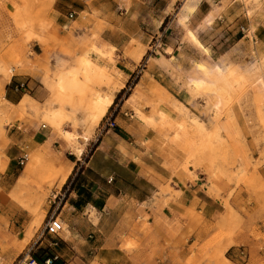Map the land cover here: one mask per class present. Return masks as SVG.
<instances>
[{
	"label": "crops",
	"instance_id": "crops-1",
	"mask_svg": "<svg viewBox=\"0 0 264 264\" xmlns=\"http://www.w3.org/2000/svg\"><path fill=\"white\" fill-rule=\"evenodd\" d=\"M19 1L0 0V32L13 31L11 14ZM49 1L46 15L59 38L85 35L95 23L103 26L99 31L101 48L96 47L104 52L109 47L115 49L114 69L121 74L123 83L119 89L105 90L114 93L113 102L89 133L79 158L62 136L51 133L49 127L44 124L42 127L36 119L16 122V142L23 150L21 155L30 149L38 150L45 162L68 170L66 180L57 191L54 207L65 226L52 247L58 256L56 263L75 264L72 258L80 257L82 264H184L195 256L198 261L193 264H264V199L261 197V194L264 197V183L257 191L260 196L249 187L240 186L227 197L232 186L216 177L206 163L196 167L183 165L186 154L180 147L182 141L176 137L185 138L184 131L177 125L185 122V110L191 111L187 99L178 95L180 91L175 89L169 73L157 74L145 69L124 94L137 66L133 60L123 57L126 42L123 44L120 36L133 30L144 43L143 32L155 31L163 25L178 4L171 24L183 31L186 25L190 38V34L194 35L192 31L196 32L194 36L199 44L191 39L205 51H214L201 38V34L212 27L224 24L234 38L227 51L214 57L182 41L179 49L183 51L189 45L196 53H177V47H169L172 63L183 73L191 69L192 63L213 61L218 66L216 71L231 64L248 74L252 58L264 54V2L263 9L248 11L243 3L233 5L224 0ZM147 18L149 27L144 25ZM29 48L35 54L29 56L30 59L45 64L41 56L45 52L44 45L33 40ZM145 52L146 49L140 52L137 59ZM189 78L196 77H188L187 82ZM33 80L39 82L36 97L40 103L44 95L41 74H25V69L4 84V100L17 106L26 95L25 85L31 86ZM260 81L263 88L255 89L257 100L261 97L264 106L263 76ZM150 88H154L155 93L150 92ZM248 91L245 95L252 97L253 91ZM29 96L33 98V93ZM217 98L220 104L217 111L211 109L214 112L223 106L222 96L216 95ZM232 110L240 111L236 104ZM76 116L78 127L83 130L86 125L81 111L76 110ZM109 116L116 127L102 130L101 124ZM194 117L203 127L205 112ZM239 121L241 127H250L242 124L240 118ZM65 127L71 129L69 123ZM254 127L253 135L262 129L257 121ZM246 133L249 155L253 162L259 161L255 169L264 182V140L255 142L248 130ZM214 137V141L220 140L217 130ZM29 161L34 163L27 153L25 167ZM33 165L34 168L35 163ZM248 170L251 171L252 166ZM7 172L14 176V167L7 165ZM215 235L224 249L213 253L206 263L204 257L210 254L209 244L215 241Z\"/></svg>",
	"mask_w": 264,
	"mask_h": 264
},
{
	"label": "rangeland",
	"instance_id": "rangeland-1",
	"mask_svg": "<svg viewBox=\"0 0 264 264\" xmlns=\"http://www.w3.org/2000/svg\"><path fill=\"white\" fill-rule=\"evenodd\" d=\"M19 2L11 14L13 31L0 32V264H25L27 252L30 255L33 252L39 257L53 253L54 246L49 244L58 241V237L46 235L43 227L47 216L56 205L53 202L54 197L66 180L64 177L68 176L67 169H57L53 164L45 162L38 150L30 149L27 152L36 168L32 167V161H29L26 167L25 163H18L23 150L17 147L16 122L36 119L40 125L49 127L51 133L62 136L73 152L76 139L88 136L112 104L114 93L105 90L112 91L123 86L121 74L114 69L115 49L109 47L104 52L97 48L102 41L99 39V31L103 27L101 24L95 23L85 35L59 38L53 33L51 21L46 15L50 7L49 0ZM239 2L245 4L250 11L252 8L263 9L264 0H224V3L233 5ZM179 6H174L173 14L155 31L143 32L142 35L146 36L144 43L139 41L138 34L133 30L120 35L123 44L126 42L123 57L133 60L137 66V72L128 83L129 86L124 89V94L129 92V87L142 69L157 74L169 73L176 84L175 89L180 91L178 95L187 99V105L191 109L185 110V122H179L177 125L185 135L183 139L176 137L182 141L180 147L186 154L183 165L186 167L191 164L196 167L206 163L216 177L227 186H232L227 197L240 186L249 187L257 193L264 182L255 169L259 161L253 162L251 159L245 139L248 130L255 142L264 140V106L261 105V97L260 101L257 100L255 89L263 88L260 78L264 77V54L252 58L248 64V74L231 64L220 68L222 71H216L215 67L218 66H215L213 61H210V64L201 61L192 63L189 71L181 72L172 63L173 57L168 56L171 48H178L182 41H188L204 55L211 54L214 57L228 50L234 35L224 24L212 27L203 32L201 38L215 53H210L208 49L205 51L197 45L199 41L195 37L196 32L192 31L195 36L190 35L197 44L188 35L186 25L183 31L182 28L171 24ZM148 20L149 18L144 24L145 27H149ZM33 40L44 45L45 52L41 56L45 58V64L37 59H30L35 55L29 48ZM145 49L146 52L138 60L139 53ZM34 50L39 52L37 47ZM180 51L183 54H190L192 51L193 55L196 53L189 45L183 51L178 48L177 53ZM180 57L182 60L183 56ZM24 69L25 74L29 75H37L40 72L45 97L42 96L43 99L39 103L36 97L39 82L33 80L31 86L25 85L26 95L22 101L17 106L10 105L3 97L4 84L13 75L24 72ZM145 76H148L147 73ZM188 77L201 80L189 78L187 82ZM248 90L253 91L252 97L245 95ZM149 91L155 93L154 88ZM30 93H33L35 99L29 96ZM185 93L188 96L185 97ZM216 95L223 98V106L218 112L214 111H217L219 106L213 108L216 101L220 104V99H215ZM196 98L198 101H195ZM235 104L240 109L238 113L232 110ZM76 110L81 111L82 121L86 125L83 130L78 127ZM201 112H205L206 119L202 124L206 131L194 117ZM189 117H192V121ZM239 118L242 124L250 127H241ZM256 121L262 125V129H258L253 135V125ZM66 123L71 125V129L65 127ZM215 129L220 135L218 142L214 141ZM7 165L14 167V176L8 175ZM250 166L251 171L248 170ZM17 174L20 175L15 180ZM54 179L57 183H54ZM261 197L264 199L262 194ZM214 238L215 241L209 244L210 254L204 257L206 263L213 253H220L224 249L221 241L216 240V235ZM65 259H69V256H65ZM72 259L75 264H82L80 257ZM197 261L198 257L193 256L184 264Z\"/></svg>",
	"mask_w": 264,
	"mask_h": 264
},
{
	"label": "built area",
	"instance_id": "built-area-1",
	"mask_svg": "<svg viewBox=\"0 0 264 264\" xmlns=\"http://www.w3.org/2000/svg\"><path fill=\"white\" fill-rule=\"evenodd\" d=\"M70 16H72V14H70ZM240 29H241V31H244L243 27H240ZM43 126L44 125H42V127ZM114 127H116V123L111 118V116L106 117L101 124L102 130L114 128ZM25 160H27V153L24 152L19 157L18 163L23 165L25 163ZM54 198L55 199L53 200V202L55 203L57 196L55 195ZM63 225L64 224H63L62 220L55 214V209L53 208L51 210V212L49 213V215L47 216V219H46L44 227H43V232L49 236H57L63 230V227H64ZM55 245H56V242L49 244V246H55ZM57 257L58 256L56 254H53L52 257H47L43 262H39L38 260L33 258L29 252H27V254L25 256V264H51L52 260L57 259Z\"/></svg>",
	"mask_w": 264,
	"mask_h": 264
},
{
	"label": "bare ground",
	"instance_id": "bare-ground-1",
	"mask_svg": "<svg viewBox=\"0 0 264 264\" xmlns=\"http://www.w3.org/2000/svg\"><path fill=\"white\" fill-rule=\"evenodd\" d=\"M218 101H216L214 104H213V108L216 109L219 105H218ZM44 127V126H43ZM66 134V133H65ZM78 136V135H77ZM76 136V137H77ZM74 137V136H73ZM88 137L89 136H82V137H79L78 139H76V143H75V146H74V149H73V152L75 153L76 157H80L82 155V151H83V147L85 145V143L87 142L88 140ZM75 141V140H74ZM67 175V174H66ZM66 177V176H65ZM64 177V180L66 179ZM63 182V181H62Z\"/></svg>",
	"mask_w": 264,
	"mask_h": 264
},
{
	"label": "trees",
	"instance_id": "trees-1",
	"mask_svg": "<svg viewBox=\"0 0 264 264\" xmlns=\"http://www.w3.org/2000/svg\"><path fill=\"white\" fill-rule=\"evenodd\" d=\"M31 255H32L33 258H35L39 262H43L47 257H52L53 256V254L50 253V254L44 255L43 257H39V256L35 255L33 252L31 253ZM56 262H57V259H53L51 264H58Z\"/></svg>",
	"mask_w": 264,
	"mask_h": 264
}]
</instances>
